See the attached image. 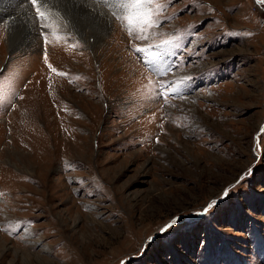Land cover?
<instances>
[{
	"label": "rangeland",
	"instance_id": "obj_1",
	"mask_svg": "<svg viewBox=\"0 0 264 264\" xmlns=\"http://www.w3.org/2000/svg\"><path fill=\"white\" fill-rule=\"evenodd\" d=\"M20 2L25 41L0 16V264H264V0H159L147 40L99 5L92 46L46 45L29 0L0 11ZM162 41L157 76L134 49Z\"/></svg>",
	"mask_w": 264,
	"mask_h": 264
},
{
	"label": "snow or ice",
	"instance_id": "obj_2",
	"mask_svg": "<svg viewBox=\"0 0 264 264\" xmlns=\"http://www.w3.org/2000/svg\"><path fill=\"white\" fill-rule=\"evenodd\" d=\"M93 5H101L111 9L112 14L117 20L121 22L122 27L125 28L130 38L147 40L150 36V30L157 25V14L164 5L159 3V0H91ZM31 8L35 12V20L39 21V26L42 29L40 35L44 38V42L47 45V34L44 29H58L67 28L68 25L63 23L66 19L65 15L61 14L62 9L71 10V7H78L75 0H29ZM95 10V8L93 9ZM52 35L59 39L58 32L52 31ZM169 41H162L160 44H149L146 47H136L134 50L138 53H142L145 57L144 63L150 68V70L159 72V65L163 60L165 45ZM155 49V50H153ZM47 61V56H45ZM51 68V65H49ZM52 71H56L52 69ZM58 75H65L64 73H58ZM175 91V89H173ZM164 95V93H160ZM165 103L167 98L165 97ZM261 132H264V126H262ZM214 201L208 205V208L212 207ZM205 208V211L208 210ZM175 221H173L174 223Z\"/></svg>",
	"mask_w": 264,
	"mask_h": 264
},
{
	"label": "bare ground",
	"instance_id": "obj_3",
	"mask_svg": "<svg viewBox=\"0 0 264 264\" xmlns=\"http://www.w3.org/2000/svg\"><path fill=\"white\" fill-rule=\"evenodd\" d=\"M75 3L79 6L73 8L69 5L71 10H61L62 15L66 13V19L63 20V23L68 25L66 29H71L81 36L86 45L92 46L114 25V21L99 5H93L91 0H75ZM23 4L24 2H20L15 10L0 11V16L7 19L5 20L9 32L8 45L11 48L30 36L29 23L34 20H30L29 5L26 7L27 4H24V8ZM94 8L95 10H93ZM89 38H92L91 42Z\"/></svg>",
	"mask_w": 264,
	"mask_h": 264
}]
</instances>
